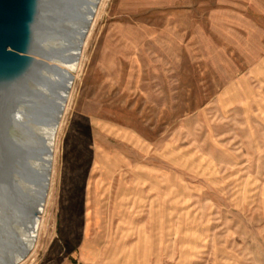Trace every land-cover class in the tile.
<instances>
[{"label":"rangeland","instance_id":"rangeland-1","mask_svg":"<svg viewBox=\"0 0 264 264\" xmlns=\"http://www.w3.org/2000/svg\"><path fill=\"white\" fill-rule=\"evenodd\" d=\"M64 78L23 264H264V0H107Z\"/></svg>","mask_w":264,"mask_h":264},{"label":"water","instance_id":"water-1","mask_svg":"<svg viewBox=\"0 0 264 264\" xmlns=\"http://www.w3.org/2000/svg\"><path fill=\"white\" fill-rule=\"evenodd\" d=\"M50 3L0 0V264L14 262L31 236L47 143L42 124L65 80L32 55Z\"/></svg>","mask_w":264,"mask_h":264},{"label":"bare ground","instance_id":"bare-ground-1","mask_svg":"<svg viewBox=\"0 0 264 264\" xmlns=\"http://www.w3.org/2000/svg\"><path fill=\"white\" fill-rule=\"evenodd\" d=\"M106 2L107 0H64L61 3V0H53V5L50 3L34 41L32 55L46 64L53 78H61L69 70L77 74L80 72L88 39ZM58 92L53 115L42 124L47 143L42 151L43 161L39 165L42 171L36 175L40 186L35 190L40 194L36 201V215L31 224V236H28L25 251L10 264L26 263L38 246L41 233L46 230L45 213L54 191L58 133L70 107L74 88L67 83L61 85Z\"/></svg>","mask_w":264,"mask_h":264}]
</instances>
